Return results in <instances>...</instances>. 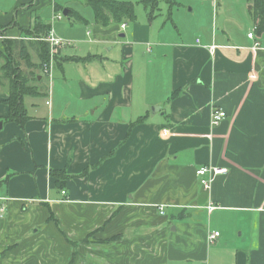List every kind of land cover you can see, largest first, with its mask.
I'll return each instance as SVG.
<instances>
[{
    "label": "crops",
    "instance_id": "obj_1",
    "mask_svg": "<svg viewBox=\"0 0 264 264\" xmlns=\"http://www.w3.org/2000/svg\"><path fill=\"white\" fill-rule=\"evenodd\" d=\"M63 1L0 0V39L71 43L24 127L0 93V264H264V35L217 12L197 38L160 16L67 25ZM205 166L228 170L210 191Z\"/></svg>",
    "mask_w": 264,
    "mask_h": 264
},
{
    "label": "rangeland",
    "instance_id": "obj_2",
    "mask_svg": "<svg viewBox=\"0 0 264 264\" xmlns=\"http://www.w3.org/2000/svg\"><path fill=\"white\" fill-rule=\"evenodd\" d=\"M119 1H130L136 4V15L137 20H146V10L142 4H138L139 0H119ZM174 5L170 6L166 0L161 3V12L159 21H167L169 27L180 29L186 31L188 37L197 38L200 36V28H210L212 29L213 16L218 13V18L221 17L227 19V24L223 23V26L231 27L237 34L242 35L243 32H248L247 26L253 27V20L251 18L249 10V0H173ZM64 3H59L62 6L60 14L62 15V23L70 24L69 16L64 15V11L73 10L80 11L85 18L94 17V13L91 7L85 4L84 0H64ZM190 10H192L190 12ZM51 10L45 15L52 18ZM219 31H222V28L218 26ZM32 31V30H31ZM226 31V30H225ZM48 35L43 34H28V32L22 31L20 38L18 40H2L0 39V53L4 54L6 48L10 47V53L13 56L14 65L19 68L24 76L30 77V75L39 73H44L43 66L40 67V62L36 59L34 53L29 51V46L31 44L36 45L40 41H45ZM27 47L28 49V59L31 61L22 60L19 57V52L22 48ZM66 47V46H65ZM53 49L50 52V59L47 63L51 66H55V61L57 55L62 48ZM53 53V55H52ZM5 63V58L0 57V76L2 75V66ZM44 64V65H45ZM41 68V71H39ZM0 93L8 91V82L0 81Z\"/></svg>",
    "mask_w": 264,
    "mask_h": 264
},
{
    "label": "trees",
    "instance_id": "obj_3",
    "mask_svg": "<svg viewBox=\"0 0 264 264\" xmlns=\"http://www.w3.org/2000/svg\"><path fill=\"white\" fill-rule=\"evenodd\" d=\"M85 4L92 8L94 20L97 25L108 27L113 23L133 24L137 21L136 4L130 1L119 0H84ZM164 0H139L138 4H142L146 10V16L149 21H153L161 12V3ZM170 6L175 3L173 0H166ZM252 5L251 15L255 24L256 31L264 35V0H249ZM68 16L76 21L87 22L78 12L69 11ZM39 27H41L39 29ZM50 28L41 24L36 25L28 32V34H39L42 30L43 35H48ZM32 30V31H31ZM35 50L37 60L40 62V67L47 63L50 59V45L46 41L31 46ZM10 47L6 48L4 54L0 53V57L5 58V63L2 66V75L0 81L8 82V99L5 104L9 107V116L5 119L7 122L17 123L24 127L29 120L27 108L25 106L26 97H44L43 90L35 85L38 82L40 75L31 74L30 77L24 76L22 72L14 65L13 56L10 53ZM28 49L24 47L19 52V57L25 61L28 59ZM51 175L58 179L57 187L62 188L67 176L62 172L51 171Z\"/></svg>",
    "mask_w": 264,
    "mask_h": 264
},
{
    "label": "built area",
    "instance_id": "obj_4",
    "mask_svg": "<svg viewBox=\"0 0 264 264\" xmlns=\"http://www.w3.org/2000/svg\"><path fill=\"white\" fill-rule=\"evenodd\" d=\"M54 19H62V16H55ZM122 29H126V24H122ZM248 37L253 39L254 38V32H251L248 34ZM46 42L50 45V50L52 51L54 48L59 49L61 47H65L70 45L71 43L68 41H64L58 37L55 36L54 31L50 30L48 37L45 39ZM212 50L216 49V46L211 47ZM53 55V53H52ZM52 63V59H51ZM48 64L43 65V71L46 75H49L51 73L52 66ZM47 104H49L47 102ZM226 118V113L221 110H213L212 116H211V123L214 126L219 125L224 119ZM228 173V170L226 168L221 167H215V166H205L201 167L196 171V175L200 178L201 185L205 191H210L213 181L221 175H226ZM65 194V192H63ZM1 214L5 212V208H1ZM161 214H163V211L161 210ZM219 237V233H214L210 235V240H216Z\"/></svg>",
    "mask_w": 264,
    "mask_h": 264
},
{
    "label": "water",
    "instance_id": "obj_5",
    "mask_svg": "<svg viewBox=\"0 0 264 264\" xmlns=\"http://www.w3.org/2000/svg\"><path fill=\"white\" fill-rule=\"evenodd\" d=\"M64 15L65 16H67L68 15V11H64ZM223 20V18H221L220 20H219V23L222 25V21ZM0 127H1V124H0Z\"/></svg>",
    "mask_w": 264,
    "mask_h": 264
}]
</instances>
